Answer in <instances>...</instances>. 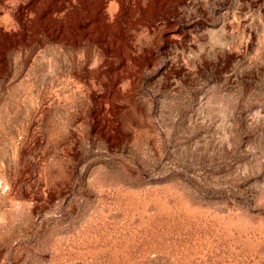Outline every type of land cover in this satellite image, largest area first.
<instances>
[{"label": "rangeland", "instance_id": "obj_1", "mask_svg": "<svg viewBox=\"0 0 264 264\" xmlns=\"http://www.w3.org/2000/svg\"><path fill=\"white\" fill-rule=\"evenodd\" d=\"M0 264H264V0H0Z\"/></svg>", "mask_w": 264, "mask_h": 264}]
</instances>
